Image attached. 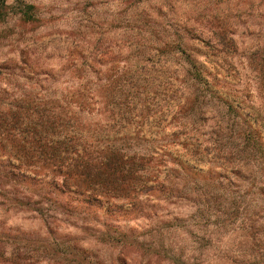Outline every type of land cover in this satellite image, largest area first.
Listing matches in <instances>:
<instances>
[{"label": "trees", "instance_id": "1", "mask_svg": "<svg viewBox=\"0 0 264 264\" xmlns=\"http://www.w3.org/2000/svg\"><path fill=\"white\" fill-rule=\"evenodd\" d=\"M33 8L22 1L0 0V17L22 26L34 21ZM145 12L150 15H144L143 22L158 20L154 10ZM214 19L208 36L201 31L194 39L186 28L183 33L168 30L164 39L158 38L157 51L164 62L180 69L183 82L193 88L188 95L180 87L172 91L174 109L154 107L157 77L146 69L152 62L146 51L140 52L132 75L86 73L84 67L91 66L83 61L74 67L78 86L73 90L38 94L37 103L29 97L8 104L0 100V206H23L52 230L59 226L56 221L67 222L97 242L118 247L121 261L200 264L212 239L205 235L208 226L204 223L201 235L193 239L197 247L186 248L179 245L177 231L192 236L188 228L194 223L183 215H160L158 210L186 199L187 192L194 196L198 185L197 191H204L202 201L210 200L215 208L214 228L222 235L231 224L224 222L240 211L237 199L242 203L247 194L238 186L229 191L217 181L194 183V171H200L191 141L194 83L198 108L207 104L218 117L217 138L209 149L214 150L212 158L222 159L221 165L234 172L249 168L250 186L257 184L254 175L261 174L258 181L263 183L253 194L264 196V39L247 45L234 35L228 18L217 14ZM28 193H36L39 200L31 201ZM226 199H232L229 207L223 204ZM158 216H162L158 223H152ZM124 218L147 224L133 233V227L114 220ZM247 228L239 241H251L250 250L237 245L214 249L221 259L264 264V250L256 247L257 225L253 222ZM72 242L78 257V240Z\"/></svg>", "mask_w": 264, "mask_h": 264}, {"label": "rangeland", "instance_id": "2", "mask_svg": "<svg viewBox=\"0 0 264 264\" xmlns=\"http://www.w3.org/2000/svg\"><path fill=\"white\" fill-rule=\"evenodd\" d=\"M11 1L33 5L34 21L20 26L15 19L0 17V100L6 104L28 97L29 101L37 103L38 94L75 89L78 72L74 67L83 61L91 66L84 67L86 73L102 71L105 75H132L137 72L140 52L146 51L152 60L146 69L157 77L154 107L174 109L176 98L171 96L172 91L180 87L188 95L193 88L183 82V72L175 69L173 63L164 62V56L157 51L158 38L164 39L168 30L183 33L189 28L194 39L201 31L203 36H208L207 29L214 26V16L222 14L228 18L234 35L242 43L249 45L264 39V0ZM151 9L158 20L143 22L142 17L150 15L145 11ZM157 58L159 62H155ZM196 94L197 85L194 83V134H191V141L194 142V161L201 171H194V183L217 181L229 191H236L235 186H238L241 193L247 195L242 203L238 198L237 204L246 209L242 214L240 208L231 221L224 222L231 224L223 229L224 234L221 235V230L214 228L215 208L210 200L202 201L204 191L202 188L197 191V185L194 186V196L187 192L183 195L186 199L162 206L158 212L160 215H183L191 225L194 223L188 228L192 236L182 229L177 231L178 240H182L179 245L190 249L197 247L192 241L201 235L200 230L205 223L208 226L205 235L212 239L207 244L208 252L201 256L200 264H230L214 249H234L237 245L239 249L250 250L251 241H239V236L249 230L245 228L250 223H256L258 228L260 245L256 247L264 250V196L253 194L258 190L257 184L260 186L263 182L261 179L258 181L261 174H256L257 184L250 186L253 173L249 168L234 172L221 165L222 159L212 158L214 150L210 152L209 149L217 138L218 117L200 100L203 107L198 108ZM208 189H204L206 193ZM28 196H31V201L39 200L36 193H28ZM231 202L232 199H226L223 204L229 207ZM161 218L158 216L152 223H158ZM114 220L124 227H133V233L141 231L147 224L142 219L137 222L130 218ZM56 223L59 225L57 230L48 229L36 212L25 210L23 206H0V235L4 244L0 264H138L130 258L121 261L123 256L118 247L97 242L67 222ZM217 238L219 241L214 240ZM72 239L78 240L79 258L72 251Z\"/></svg>", "mask_w": 264, "mask_h": 264}]
</instances>
